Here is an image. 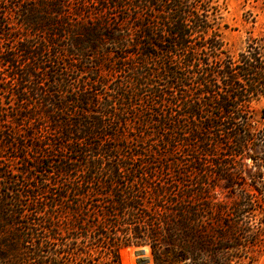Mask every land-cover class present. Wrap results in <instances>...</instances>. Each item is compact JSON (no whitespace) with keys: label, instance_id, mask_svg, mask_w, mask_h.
I'll return each mask as SVG.
<instances>
[{"label":"trees","instance_id":"obj_1","mask_svg":"<svg viewBox=\"0 0 264 264\" xmlns=\"http://www.w3.org/2000/svg\"><path fill=\"white\" fill-rule=\"evenodd\" d=\"M193 1L5 0L0 60L17 109L4 120L0 108V148L72 182L32 223L50 238L27 229L0 259L120 264L121 249L148 246L153 264H237L259 242L245 184L264 209V124L250 108L264 97V27L233 58ZM91 59L114 77L96 79ZM11 177L0 169V185L22 183ZM14 214L0 203V226ZM59 225L78 233L68 245Z\"/></svg>","mask_w":264,"mask_h":264},{"label":"rangeland","instance_id":"obj_2","mask_svg":"<svg viewBox=\"0 0 264 264\" xmlns=\"http://www.w3.org/2000/svg\"><path fill=\"white\" fill-rule=\"evenodd\" d=\"M18 1H24L26 3L34 2V0ZM5 6V0H0V9ZM196 7L198 9L204 8L208 14L207 20L211 23L213 30L209 31L207 37L214 35L215 38L220 41L221 49L226 51V53L233 58H236L239 53L245 50L249 38L258 39L260 37V32L264 27V0H200V2L196 4ZM11 15L12 20L16 21V16L13 13ZM194 36L198 42L200 39L198 33L194 34ZM257 41L260 43L261 47L264 48L263 42L259 40ZM0 42L3 44H9L11 41L5 40L4 42L3 39H0ZM203 53L205 52L202 51L200 54L201 57L206 55ZM207 53H209L208 50ZM261 53L263 54L264 59V49L261 50ZM103 63L105 65H96L95 60H88V70L96 73L95 77L99 80H102L103 78L110 79L114 77L113 72H109L108 68H104V66L113 68V65L109 64V62ZM1 64L2 60H0V108L1 110L7 112L4 113L3 111V119L5 120L9 119V116H5V114L11 115L14 113V111H16L17 102L14 99L12 91L13 82L8 81L9 78H6L7 69ZM210 65H212V63ZM138 103L139 102H136L135 105L137 106ZM250 108L253 111L254 119L257 121L258 125L264 124V119L261 118L264 116V97L251 101ZM0 149V169L10 173L12 176L11 178L13 179H22V183H19L15 187L14 185H6L3 182L2 185H0V203L4 207L14 211V217H16L18 222V225L10 227L6 225L5 220H3V224L0 226V248H6L8 245L14 244L17 249L22 250L25 245H27H24L22 242L26 237L27 229H37L36 232H38L39 238L46 240L50 238L47 231L34 226L32 223L34 220L40 221L46 217V215L44 216V213L48 212L47 209H49L48 205L50 203L60 202L57 195H52L53 192H58L64 185L72 182V180L66 181L64 178L53 175L54 168L51 166L45 165L38 166L37 168L32 167L37 163L31 161H27L28 163L23 162L17 157L19 152H15L12 150V148L1 146ZM248 162L249 167H251L249 160ZM139 182L140 179L135 178L133 185L139 186ZM156 185L157 180L152 179L151 186L154 187ZM245 186L252 194L253 201L258 209L254 219V222H258L261 217L264 218L263 205L261 204L259 198L256 197L255 192L249 186L247 180ZM7 189L11 190L12 192L6 193ZM217 191L221 192L222 189L218 188ZM47 192H51V194L48 195L46 194ZM147 198L148 200L146 201L150 205L152 212H154V204L156 201H158V199L153 196ZM89 220L95 221L92 215L90 216ZM63 226L64 225H59L58 227H55L57 233L55 237L58 240L56 242L58 245H68L71 242L69 236H71V234H78L75 232L71 233L70 231H66ZM125 226L126 225H122V227ZM261 229L259 242L253 246L248 245L244 251H240V258L235 259L237 264H264L263 225H261ZM31 233L32 232L30 231L29 234ZM76 244L78 245L77 248L81 247L79 240L76 241ZM119 255L120 264H122V255H125L127 264H153L150 248L148 246L126 247L120 250ZM102 260L104 261V259ZM11 261V259H0V264H24L23 262Z\"/></svg>","mask_w":264,"mask_h":264}]
</instances>
